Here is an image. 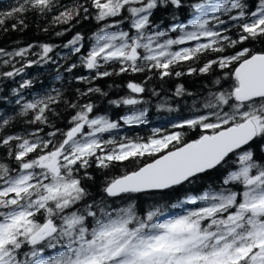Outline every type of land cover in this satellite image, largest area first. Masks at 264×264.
<instances>
[{
	"label": "snow or ice",
	"instance_id": "6c2138e0",
	"mask_svg": "<svg viewBox=\"0 0 264 264\" xmlns=\"http://www.w3.org/2000/svg\"><path fill=\"white\" fill-rule=\"evenodd\" d=\"M161 9L172 17L163 28L154 19ZM30 16L48 20L44 32L59 28L58 37L82 21L99 28L87 51L81 32L62 45L78 58L65 71L87 72L74 77L85 87L71 99L59 89L24 96L34 86L26 70L57 64L60 45L0 47V84L20 78L12 92L26 125L13 131L16 117L0 114V264H264V160L253 147L260 141L264 153V0H15L0 10V34L27 30ZM124 75L141 79L107 103L129 114L96 112L93 97L109 95L96 81ZM193 75L214 76L213 87L175 131L116 135L147 123L149 81ZM191 95L176 87V97ZM189 131L197 137L187 139ZM93 167L106 174L98 200L85 183L95 179ZM119 167L121 174L107 175ZM222 169L219 190L186 195L171 206L180 214L108 203Z\"/></svg>",
	"mask_w": 264,
	"mask_h": 264
},
{
	"label": "trees",
	"instance_id": "16d2710c",
	"mask_svg": "<svg viewBox=\"0 0 264 264\" xmlns=\"http://www.w3.org/2000/svg\"><path fill=\"white\" fill-rule=\"evenodd\" d=\"M65 2L68 3L70 0H65ZM14 3L15 0H0V10H7ZM180 18L182 20L185 19L186 14H182ZM154 19L162 28L166 27L172 22L170 10H159ZM27 23L29 24V27L23 32L9 31L7 34H0V47L12 50L17 47L26 46L29 43H51L60 45L61 47L56 49L57 55L55 56V59L58 61L57 64L49 63L42 66H33L26 70L24 78L32 79L34 81V86L31 89L25 90V98L32 99L36 96H42L47 92H51L53 89H59L64 93L66 98L71 99L75 94L76 88L85 87L77 82L74 77L86 75L87 72L83 68H78L71 73L65 71L69 64L73 62L78 63V58L76 55L71 54L69 49H64L62 45L67 43L76 32H81L87 37L84 48V51H87L92 43V34L98 30L99 25H97L94 20L82 21L64 36L58 37L55 35V31L60 30L59 28L50 29L48 32L42 31V28L48 27V20L44 18L30 16ZM125 28H127V25H125ZM257 47L260 46L257 45ZM66 55L67 59H64L63 57ZM214 78V76L195 75L183 76L178 79L166 78L164 81L154 78L148 82L147 88L149 90L144 94V100L146 101L144 108L147 109V123L139 126H124L118 133H116V135L118 137L128 136L131 138H147L152 135L154 129H162L165 132L175 131L176 129L172 128V124L179 122L184 118H189L193 114V101H199L202 97L208 94V90L213 87L210 81ZM130 79L139 82L141 77L124 75L96 81V84L99 87L109 93L107 99L93 97L98 105L96 112L107 114L113 119H119L121 116L129 114L130 110L128 107L116 108L109 105L107 100L118 99L121 96L127 95L128 89L126 88V83ZM19 82L20 78L17 77L15 82L9 80L0 84V114L16 117V124L13 131H22L23 128L26 127L23 123V118L16 116V113L19 111V105L15 104L16 97L12 92V89L18 87ZM180 84H183L192 95L176 97L175 90ZM152 90H155L159 95H154ZM165 102H167V106H170L174 110H167V106L160 107ZM60 111L64 117L71 115V112H63L62 106ZM57 123L59 127H65L66 119H61ZM196 137V132H188L187 139H193ZM260 143L261 142L258 141L253 147L256 151L257 158L264 160V153H261L259 150ZM229 167H231V165H229ZM90 171L95 179L93 181H86L85 183L91 193L90 199L94 198L98 200L100 196L103 195L102 187L105 182L106 174L95 167L90 169ZM123 171L124 168L119 167L111 170L107 175H119ZM225 172L226 169L214 171L204 175L200 180L191 185H185L163 193H154L151 195L140 194L131 199H109L108 203L113 208L126 206L128 203H135L140 213H143L153 205H157L165 208L169 215L180 214L184 209L172 208L171 206L173 204L182 200L186 195L202 193L203 190L209 187L214 190H219ZM235 190H239V186H237ZM188 207L192 206L185 205V208Z\"/></svg>",
	"mask_w": 264,
	"mask_h": 264
},
{
	"label": "rangeland",
	"instance_id": "374dc122",
	"mask_svg": "<svg viewBox=\"0 0 264 264\" xmlns=\"http://www.w3.org/2000/svg\"><path fill=\"white\" fill-rule=\"evenodd\" d=\"M49 251H50V254H55V253H54V250H49Z\"/></svg>",
	"mask_w": 264,
	"mask_h": 264
}]
</instances>
